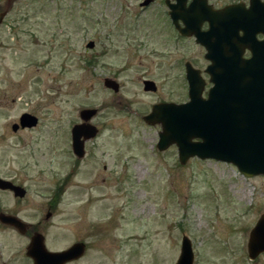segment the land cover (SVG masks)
<instances>
[{"label":"rangeland","instance_id":"rangeland-1","mask_svg":"<svg viewBox=\"0 0 264 264\" xmlns=\"http://www.w3.org/2000/svg\"><path fill=\"white\" fill-rule=\"evenodd\" d=\"M138 1L7 0L0 177L26 194L0 190V210L40 221L55 251L83 241V255L68 264H175L183 236L192 264H264V253H247L249 232L264 213V175L245 176L215 159L181 164L175 144L156 147L161 125L142 118L154 103L186 101L184 62L202 59L191 39L172 44L161 17L137 12ZM202 76L205 96L210 83ZM105 78L119 89L106 87ZM144 79L156 90H144ZM83 108L97 110L90 123L98 132L77 158L71 127ZM26 111L38 124L13 131ZM28 242V232L0 223V264H32Z\"/></svg>","mask_w":264,"mask_h":264},{"label":"water","instance_id":"water-1","mask_svg":"<svg viewBox=\"0 0 264 264\" xmlns=\"http://www.w3.org/2000/svg\"><path fill=\"white\" fill-rule=\"evenodd\" d=\"M188 9L194 13L201 7L191 4ZM206 18L204 13L202 20ZM190 21L193 23L194 19ZM190 21H185V27L180 28L181 33L185 36L194 34L196 42L206 49L205 58H211L210 35L207 31L190 29ZM242 37L251 55L242 58L232 52L208 66L205 72L209 74L212 85L206 96H203L205 80L200 71L186 62L188 100L180 103H155L150 112L142 117L146 123L161 125L156 147L164 150L175 144L181 164L196 156L231 163L245 176L264 175V38L257 40L255 35ZM87 46L92 47V42L89 41ZM104 85L114 91L119 89L118 83L110 78L104 79ZM143 89L155 91V82L144 79ZM96 112L95 108L81 109V122L71 127V149L77 158L84 156L85 140L98 132L97 127L90 123ZM36 121L35 116L23 113L19 125L32 127ZM17 128L18 124H12L13 130ZM0 189L10 190L18 197L25 195L24 187L2 177ZM0 223L12 226L20 234H24L29 227V223L16 215L4 212H0ZM84 251L85 243L82 241H76L61 251L48 250L43 234L38 231L31 235L26 246V255L32 259L33 264H65L80 258ZM261 252H264V213L250 230L247 241L250 259ZM192 263L191 242L187 236H183L175 264Z\"/></svg>","mask_w":264,"mask_h":264},{"label":"flooded vegetation","instance_id":"flooded-vegetation-1","mask_svg":"<svg viewBox=\"0 0 264 264\" xmlns=\"http://www.w3.org/2000/svg\"><path fill=\"white\" fill-rule=\"evenodd\" d=\"M6 2L7 0L4 1L3 4H1L2 0H0V25H2L4 21V17L9 7L11 6L10 2L8 3V5ZM191 4L200 5L201 9H197L193 13L191 12V10L188 9V7ZM202 9H204L205 12H203ZM136 10L137 12L153 11L154 12L153 15L155 17L160 16L161 20L166 25L167 31L170 34L169 40H171L172 44H175L173 41L179 43V41L182 38L191 39L194 42V44L199 48V50H201L202 60L199 63L186 60L184 62V69H185V63L189 62L194 68L200 71L201 75L202 72H205L208 66L213 65V62H215L216 60L223 59L225 55H229L232 52H235L236 54L240 55L242 58L249 57L251 55V51L246 46L245 39L244 37H242L243 35H255V39L257 40H261L264 38V0H196V1L140 0L137 2ZM204 13L207 15V18L202 20V16ZM189 18L194 19L193 21L194 24L190 21ZM188 20L190 21L189 24L190 29H193L195 31L197 30L207 31L208 35H210V50L212 51L211 58H205L206 49L203 45L196 42V38L194 34H191V36H185L181 33L180 28L185 27V21ZM221 35L223 37H221ZM90 42H92V47L89 48H93L95 43L92 40H90ZM207 81L211 85V82L209 81V74H207ZM210 85L208 86V88L210 87ZM23 113H28L36 117L37 119L36 124L32 127H35L38 124L37 115L27 111L22 112L18 118V122H14L15 124H18V128L16 130L12 129L13 131H19V130L22 131L25 129L32 128L27 126L21 127L19 125L20 117ZM12 124H11V128H12ZM8 180H10L14 184H17L13 182V180L11 179ZM3 191L9 192L14 197L19 199L24 197V196L23 197L15 196L12 191L7 189ZM25 194H26V190H25ZM0 212L3 211L0 210ZM47 214L50 216L51 212H47L45 216ZM40 225H41L40 221H38L33 225L29 223V227L25 232V233L27 232L29 233V240L34 232L36 231L40 232ZM5 226L13 228L12 226L9 225H5ZM16 232L18 231L16 230ZM44 242H45V237H44ZM46 248L48 250L55 251L47 246ZM66 248L67 247L60 248L57 250L61 251ZM25 255H26V249H25ZM28 258L30 262L33 264L32 259L30 257ZM78 259L72 260L70 262L76 261ZM70 262H65V264H68Z\"/></svg>","mask_w":264,"mask_h":264},{"label":"bare ground","instance_id":"bare-ground-1","mask_svg":"<svg viewBox=\"0 0 264 264\" xmlns=\"http://www.w3.org/2000/svg\"><path fill=\"white\" fill-rule=\"evenodd\" d=\"M136 169L139 171L140 170V165L138 164V165H136ZM140 173H142V172H140Z\"/></svg>","mask_w":264,"mask_h":264}]
</instances>
